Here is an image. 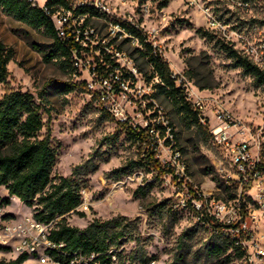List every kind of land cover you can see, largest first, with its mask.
I'll return each instance as SVG.
<instances>
[{
  "label": "rangeland",
  "instance_id": "1",
  "mask_svg": "<svg viewBox=\"0 0 264 264\" xmlns=\"http://www.w3.org/2000/svg\"><path fill=\"white\" fill-rule=\"evenodd\" d=\"M106 1L110 18L141 20L140 27L146 31L147 40L156 46L177 75V82L181 79L188 93L200 85L206 86L198 88V94L207 100L205 114L209 125L215 123V110L227 112L234 125L231 128L234 138L248 139L252 152L257 153L255 140L264 132V86L244 74L240 67H234L220 46V41H227L219 31L206 27L204 13L206 8L212 11L228 31L242 29L249 33L255 29L264 31V11L255 9L253 1L249 10L241 9L233 0ZM165 1L166 5L162 6ZM43 2L38 0L39 4ZM93 22L104 40L113 36L104 20ZM204 31L208 34L204 35ZM0 39L12 53L7 65L9 75L0 83V96L20 90L32 93L38 101V92H42L45 105L40 112L46 126L40 136L48 126L51 144L57 152L52 176L74 178L83 187L82 202L76 212L62 216L67 224L83 229L94 219L123 218L128 227L116 247L120 259L133 264L142 258L153 259L150 264H168L178 254L182 255V264H246L229 245L222 253L212 249L216 244L222 246V240L201 224L190 197L193 193L190 187H196L206 196L227 203L228 208L219 216L224 220L233 218L231 206L237 190L229 176L235 168L222 158L210 139L205 140L193 128H185L169 99L158 95L155 103L173 121L176 146L189 177L187 184L167 172H159L158 166L163 169L160 164L169 156L167 147L160 145L156 166L146 164L115 178L112 170L129 161L139 162L142 155L117 125L119 122L106 114L104 104L89 93L86 84L92 76L87 67L92 55L84 54L78 76L71 74L70 62L59 57L49 60L54 40L44 25H28L1 7ZM124 47L127 49L128 45ZM127 50L134 53L138 64L148 73L150 66L146 59L132 47ZM121 63L124 64L122 60ZM137 78L135 84L125 89L126 97L116 94L115 101L125 116L141 125L149 116L148 94L152 91L140 75ZM259 158L264 160V154ZM249 193L254 194L255 190L250 188ZM12 205V210L20 216L34 214L39 209L35 200L28 206L15 199ZM256 233L263 241L264 227L252 228L253 237ZM14 257L15 253L10 251L0 253L1 259ZM23 264L37 263L29 258Z\"/></svg>",
  "mask_w": 264,
  "mask_h": 264
},
{
  "label": "built area",
  "instance_id": "2",
  "mask_svg": "<svg viewBox=\"0 0 264 264\" xmlns=\"http://www.w3.org/2000/svg\"><path fill=\"white\" fill-rule=\"evenodd\" d=\"M29 1L33 6H39L43 10L44 14L51 20L56 36L61 41L70 39L79 45L77 49L73 48L70 54V63L74 68L72 74L79 75V71L83 67L81 62L82 60L85 61L84 54L89 52L92 55V62L88 63L87 67V72L92 76L91 81L86 84L87 89L92 96L104 104L105 108L103 109H107L106 111L116 122L127 123L133 129H143L148 133L150 143L144 142L142 144V157L145 156L148 149L152 148L156 158L158 146L167 147L166 152L169 153V156L167 160H162L161 167L170 169L167 174L172 175L181 183L187 184L189 177L185 163L181 159L180 149L176 146V139L166 112L162 110L159 104L155 103L156 98L152 96L154 90L151 83H147L142 74L137 71L133 59L126 51H119L112 44L110 46L105 45L110 40H114V43L117 44L124 38H130L132 45L139 46L137 39L133 38L122 27L121 23L124 22L146 33L140 27L141 20L134 22L131 18H110L108 16V1L106 0H58L59 3L51 6H46V3L54 0H44L42 4H39L38 0ZM233 1L238 7L245 10H249L250 2L253 1L255 9L264 11V0ZM83 8H92L106 15L105 18L99 19L104 20L109 25L113 35L110 39L104 40L93 22L90 21L85 24L88 13H83ZM204 14L207 28L219 31L228 44L264 71V31L262 29H255L249 33L242 29L228 31L224 22L214 16L208 8ZM153 47L156 48L155 45ZM101 49L110 53L118 65L107 76L99 75L95 71L94 56H101ZM121 60L124 64L121 63ZM120 70H125L132 76L124 80ZM137 75H140V79L148 84L152 91L148 94L150 99L148 102L149 116L141 125L133 123L129 117L125 116L115 101L116 94H122V98L126 97L125 89L137 82ZM178 83H182V80L179 79ZM182 86L185 88L183 83ZM198 92V88L195 91H189V93L186 91L187 99L198 113L199 122L208 127L211 133V141L218 148L222 158L227 160L230 167L235 168L234 175H230L229 178L235 184L237 194L233 199V206H231L233 218L224 220L219 215L228 208L227 203L218 198L210 197V195L206 196L196 187H190L193 192L190 197L194 209L197 211L201 224L208 227L213 236L232 242L243 252L242 258L246 264H264V240L262 241V237L258 236L257 233L255 237L252 234V228L257 225L264 227V169L262 168L264 160L259 158V155L264 154V132L259 140H255L257 153H253L252 144L248 139L234 138L231 131L234 125H231L230 116L227 112L221 109L215 110L213 113L215 123L209 125L210 120L205 114L207 100ZM250 188L255 190L254 194L249 193ZM248 193L251 197L248 196ZM242 202L245 203L243 209ZM52 225V221L43 223L35 220L32 214L14 217L0 209V245L8 247L10 252L15 253V256L27 254L28 259L34 260L37 264H100L97 253L83 254L79 251L64 250V242L56 241L50 237ZM262 236L264 237V234ZM113 251H119V249L115 248L108 251L111 256V264H116V256ZM153 261L152 259L147 264Z\"/></svg>",
  "mask_w": 264,
  "mask_h": 264
},
{
  "label": "trees",
  "instance_id": "3",
  "mask_svg": "<svg viewBox=\"0 0 264 264\" xmlns=\"http://www.w3.org/2000/svg\"><path fill=\"white\" fill-rule=\"evenodd\" d=\"M56 3L59 1H48L46 6ZM161 5L165 6L166 1ZM0 7L28 25H44L54 40V49L49 52V60L59 57L63 58L64 62H70L71 50L77 49L79 45L70 39L61 41L56 36L51 20L39 6H33L29 0H0ZM82 12L88 13L85 24L106 17L105 14L92 8H83ZM121 25L133 38L137 39L139 46H133L130 38H124L117 44L114 43V40H110L105 45L112 44L117 50L126 51L133 59L137 71L142 74L147 83H151L154 90L152 96L158 99V95H163L169 99L175 114L178 115L185 128H193L205 140H211L208 127L199 122L198 113L187 99L182 83L177 82V75L173 74L168 62L162 58L157 48H154L152 43L147 40V34L124 22ZM199 31L197 30V32ZM203 34L206 35L208 32L204 31ZM220 42V46L233 61L234 67H240L244 74L253 77L258 84L264 86V71L230 44ZM126 44L128 45L127 49L132 47L135 53L146 59L150 66L148 73H145L138 64L134 53L124 47ZM101 52V56H94L95 71L99 75L107 76L118 65L110 53L103 49ZM11 54V50L6 49L0 39V83L4 82L9 75L7 65ZM68 66L72 74L74 68L71 63ZM120 73L124 80L132 76L125 70H120ZM205 87L204 85L198 86L199 89ZM44 103L42 92H38V101L35 100L32 93L20 90H11L0 96V186H4L8 193L6 197L0 199V206L10 204L11 197H16L28 206H31L35 200L39 209L32 214L33 218L43 223L52 221L50 237L56 241L64 242V250L79 251L83 254L97 253L100 264H111V256L108 251L118 248L116 246L120 243L121 237L126 234L128 224L124 223L123 218L119 216L103 221L94 219L83 229L70 226L65 222L62 216L71 211L76 212V208L80 205L83 187L74 178L65 176L53 178L52 176L57 152L51 144V133L48 126L45 134L40 136V131L46 126L40 112L44 108ZM166 115L176 139L173 121L168 114ZM117 125L126 133L127 139L138 146L140 152H142L144 142L150 143L145 130L133 129L127 123H118ZM161 132L163 133V130ZM146 164L153 166L158 164L152 148L146 151L145 156L139 162L129 161L112 170L111 173L115 178H120L131 173L136 167L146 166ZM262 168L264 169V165ZM158 170L160 173L170 171L168 168L160 169L159 166ZM139 190L142 191L141 188ZM244 207L245 203L242 202V209ZM79 214L83 216L84 212H79ZM220 240H222V246L218 244L212 246L215 252L222 253L229 245L237 257L243 256V252L232 242L223 238ZM0 251L7 252L9 248L0 245ZM113 252L116 256V264H133L132 261L120 259L119 251ZM28 257L27 254H19L10 259L2 258L0 264H23L28 260ZM181 261L182 255L178 254L168 264H182ZM148 262L147 258H142L138 264H147Z\"/></svg>",
  "mask_w": 264,
  "mask_h": 264
},
{
  "label": "crops",
  "instance_id": "4",
  "mask_svg": "<svg viewBox=\"0 0 264 264\" xmlns=\"http://www.w3.org/2000/svg\"><path fill=\"white\" fill-rule=\"evenodd\" d=\"M1 187H4V186H0V188ZM7 195H8V193H7V189L6 188H5V190H2V191L0 190V199L6 197ZM15 199H17V198L16 197H11L10 198V204H8L6 206L5 205L0 206L1 211L10 213L12 216L15 215V216L19 217L20 215H17L16 212L14 210H12V206H13L12 204H13V201ZM1 252H3V251H0V253ZM6 259H8V258H6ZM0 260H1V258H0Z\"/></svg>",
  "mask_w": 264,
  "mask_h": 264
}]
</instances>
